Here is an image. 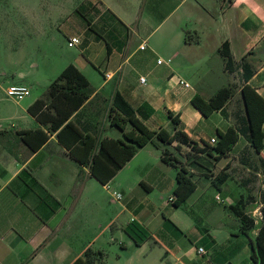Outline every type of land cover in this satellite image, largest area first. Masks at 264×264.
Instances as JSON below:
<instances>
[{"label": "crops", "instance_id": "0c3cea01", "mask_svg": "<svg viewBox=\"0 0 264 264\" xmlns=\"http://www.w3.org/2000/svg\"><path fill=\"white\" fill-rule=\"evenodd\" d=\"M43 2L48 10V0L40 3L34 0L33 5L40 9V13H35L33 5L11 0L7 13L8 37L13 45L5 53V67L0 63V74L8 75L10 81L5 87L0 83V87L4 93L9 84H23L29 91L19 99L0 97L1 101L11 102L0 113L4 114L3 119H8L4 125L0 124V264H70L82 255L86 246L102 251L101 258L91 264H254L247 237L237 232L236 218L226 208L243 189L231 172L234 157L241 162L244 158L241 150L247 148L241 136L224 155L215 160L203 158L214 172L225 167L231 174L219 188L202 176L204 168L189 164L196 185L180 205L186 208L199 205L200 222L206 225L207 217L221 204V212L217 210L214 216V221L221 222L219 235L206 226L207 233L214 238L206 247L198 241L202 235L193 223L180 238L167 231L160 232L163 218L176 209L166 201L175 184V168L160 159L159 150L164 146L145 142L101 184L89 174L87 166L66 153L55 131H46L27 106L42 96L49 81L67 63H72L90 87L89 96L69 116L83 131L121 136L106 116L107 104L117 91L149 128L171 130L167 114L170 111L178 116L188 136L197 142L200 139L208 142L210 136L216 137L217 130L236 124V104L241 105L239 91H232L225 100L224 113L213 110L202 115L190 103L193 95L207 98L225 85L218 81L226 71L218 51L221 40H227L234 61L242 57L250 64L252 73L248 83L264 98V0H68L67 3L56 0L52 5L60 17L54 32L61 34V44L67 51L56 53L51 65H45L48 73L42 75L46 85L41 83L45 87L32 92V84L39 82L34 78L38 62L28 47L35 41V50L41 52L42 61L48 52L44 53L43 48L50 40L49 15L46 11L43 18ZM193 11L197 16L190 29L198 33L186 36L188 25L185 24L193 18ZM157 29L160 30L157 38H164L163 50L160 42L150 40ZM72 35L78 40L68 45L66 40ZM180 54L181 59L185 58L184 65L177 59ZM195 55L201 58L200 68L194 67ZM203 57L206 58L202 60ZM158 58L160 62L156 61ZM47 60L48 57L43 64ZM139 76H143V81ZM179 79L187 84L179 83ZM36 127L47 136L36 149L29 151L16 130ZM261 129L259 155L264 159V119ZM142 153H147L151 160L141 162L135 174L136 183H115L120 197L114 198L111 191L110 196L112 201L120 200L118 209L115 215L102 217L106 210L102 197L107 194L108 183L114 181L123 165L137 161ZM22 167L29 168L36 180L60 202L47 217H42L43 207L34 192L16 178ZM249 179L245 176L241 180ZM138 184L145 190L156 187L157 198L153 200L148 194L140 193ZM135 189L137 196L132 195ZM185 212L191 217L187 209ZM226 215L233 220V227L226 221ZM118 216L122 217L119 221ZM130 220L145 228L150 237L134 244L124 231ZM180 220L187 223L181 216ZM112 225L117 228L114 235ZM107 228H111L109 233ZM114 244L117 246L110 248ZM197 246H202L204 252H198Z\"/></svg>", "mask_w": 264, "mask_h": 264}, {"label": "trees", "instance_id": "16d2710c", "mask_svg": "<svg viewBox=\"0 0 264 264\" xmlns=\"http://www.w3.org/2000/svg\"><path fill=\"white\" fill-rule=\"evenodd\" d=\"M218 51L227 71L239 69L238 91L242 110L236 115V124L228 125L222 131H216L213 143L201 139L197 142L192 139L181 128L178 116L171 114L170 111H167V114L171 130L165 127L149 128L136 115L135 109L117 91L112 94L107 104L106 116L109 122L119 129L121 136H100L97 132L83 131L69 116L89 96L90 87L86 77L72 63H67L49 81L42 96L35 98L27 106V110L45 125L46 131H55L56 139L64 146L66 153L81 165L87 166L89 174L101 184H105L135 152L137 147L145 142L151 141L156 145L164 146L159 150V157L163 162L175 168L173 199L170 204L178 206L196 185L193 177L194 172L189 169V164L204 168L205 170L201 172L202 176L209 179L215 188H219L226 178H231V174L224 169L225 167L214 172L203 158L209 157L210 160H215L224 155L239 136L247 143V152L257 154L264 176V159L259 155L263 136L261 123L264 119V98L248 83V78L252 73L250 64L242 57L237 62L232 59L226 39L221 40ZM231 92V84L223 85L207 98L197 94L193 95L190 103L202 115H207L213 110L224 113L223 104ZM16 133L27 145L29 151L36 149L47 136L40 127L16 130ZM165 145H169L171 149ZM212 152L215 154L213 155ZM241 153L243 157H247L245 149H242ZM243 159L241 162L245 163ZM16 178L27 189L34 192L38 203L43 207L42 217H47L59 206L60 202L36 180L29 168L22 167L16 173ZM243 181H238V185L243 187L242 191L236 200L228 204L226 208L236 218L237 232L247 237L251 249L250 259L254 264H264V189L262 191L259 188L263 205L260 208V218L255 221L254 217L246 211L247 204L252 203L253 199L250 198V190L244 187ZM187 212L192 217L195 216L188 209ZM166 223L168 227H174L164 217L160 232L168 229L163 228V224ZM197 223L198 221L195 227L202 235L198 241L206 247L210 246L214 242V238L207 233L206 226H198ZM124 231L132 238L134 244H139L150 237L147 230L133 220L125 225ZM175 231L181 233L179 229ZM169 233L178 235L173 231ZM101 256V250L86 246L82 255L75 258L70 264H91L93 261L99 260Z\"/></svg>", "mask_w": 264, "mask_h": 264}, {"label": "rangeland", "instance_id": "374dc122", "mask_svg": "<svg viewBox=\"0 0 264 264\" xmlns=\"http://www.w3.org/2000/svg\"><path fill=\"white\" fill-rule=\"evenodd\" d=\"M40 1L41 0H38L39 3H40ZM55 1L56 0H48V10H46V6L43 2V9H42L43 10V18L45 16L44 13L47 11V13L49 15V24H50V26H49V39H50L49 44L43 48L44 53H46L48 51L46 54H44V57H43V60L46 57H48L46 64H43V60L41 61V59H42L41 52H38L35 50V48L37 47V43L35 41H33L32 45L28 47V49L33 50L31 53L33 59H35L38 62V65L36 67L37 71L34 73V78H36L39 82L37 83L38 85L32 84V92H34L36 90L38 92H40L45 87V86H43V88H42L41 83H43V85H46V84H44V75H42V74L48 73V71H45V65H46V67H49L51 65L52 58L56 55V53L67 51V49H65L61 44V40H62V37L60 36L61 34L56 35V33L54 32L56 29V25L59 22V17H60L59 16L60 14L58 12H56L57 8L52 5V3ZM67 1L68 0H65V3H67ZM10 2H11V0H0V63L3 64L2 67H5V64L3 62L7 60L5 58V53L8 52L9 46L13 45V42L10 41V38L8 37V14L7 13L9 12V8L11 6ZM23 2L29 3V5L34 4V0H23ZM192 2H194V1H192ZM34 8H35V6L33 7V10L35 13H40L39 12L40 9L38 7L35 9ZM59 11H62V9L60 8ZM178 11H180V10H178ZM191 16L193 18L188 20L185 24V25H188L187 26L188 29L184 31V34L186 36L187 35L193 36L194 34L197 35V33H198V32L195 33L194 30L190 29L191 25H193L195 23L194 19H196L195 17L197 16L196 12L195 11L191 12ZM53 26H55V27L51 28ZM159 31L160 30L157 29L155 31V33L152 36H150V40L152 41L153 39H156L158 42H160V50H163L164 38L163 37L157 38ZM38 47H39V45H38ZM180 57H181V54L178 56L177 59H179ZM199 58L200 57L195 55L196 61H195L194 67L200 68V65L202 66V63L200 64V62H198ZM205 58L203 57L202 60H204ZM180 60H181L182 64L184 65L183 62L185 61V58L182 57V59L180 58ZM199 61H201V58L199 59ZM209 61L212 64V61H213L212 58ZM236 62H237V60H236ZM184 73H186V72H184ZM238 73H239L238 68L236 70L235 69L232 70L231 72L226 70L225 75H221L218 81H219V83H223L225 85L231 84L232 85V91L238 92V85H239V79H238L239 74ZM186 74H181V75H182V77H185ZM9 79L10 78L8 75H6V74L1 75L0 74V83L2 84L3 87H5V85L10 81ZM2 89L3 88L0 87V97L6 96L7 98H10L9 96L5 95V92L3 93ZM236 96H237V94H236ZM10 103L11 102H9V101H5V100L1 101L0 100V113H3V110L5 109V107H8ZM241 110H242V108H241L240 102H238V104H236V115L241 113ZM2 115H4V114H0V124L4 125L5 122L8 121V119H3ZM245 152L247 153V157H244V159H243L245 161V163L240 162L239 158L234 157L235 164L233 165L231 172L237 181L243 179L245 176L250 178L249 181L248 180L244 181V184H246V183L248 184V186L244 185V187L251 189L249 191V194H251L250 198H252L253 201H255V200L256 201L247 204L246 211L248 213H250L251 215H252V212H254L256 217H257L258 209L253 211L252 206L257 204L258 202H260V208L263 205L262 204V198L259 195L258 187L263 191V189H264V176L262 175V166L259 164L258 158L255 155V153H253V152L248 153L247 149H245ZM146 154L147 153H142L139 155L137 161H135V160L129 161L127 164L123 165L122 169L120 171H118L117 174L115 175V178L113 179L114 181H111L108 183L107 194L106 195L103 194V197H102V199L104 201L103 204L106 206L105 216H102V217H106V215H115V212L118 209V205H119L118 202H120V200L119 201H117V200L112 201L111 196H110V191L119 190V188L115 185V183L119 182V181H124L127 184H132V182L136 183L135 182V174H137L136 171L140 168L141 162H144V160H147V161L151 160L150 157L148 156V154L147 155ZM236 154H237V156H239L240 153H236ZM137 188L139 189L140 193L148 194V196L151 199L155 200L157 198L158 189L156 187H152L151 189L145 190L144 186L138 184ZM122 194H123V192H122ZM132 195L137 196L138 191L136 189L133 190ZM220 207H221V204H218L215 207V209L212 211V213L207 217L208 224L205 225L203 222H200V219H201L200 217L202 216V214L200 212L199 205L198 206L193 205L190 208H186L184 205L176 206L175 207L176 209H174L175 211L172 212V214H170V215L167 214L165 217L166 219L169 220V222H171L169 224H173L171 226H174L173 228H175V229L168 227L167 223L163 224V228H168V229H164L167 232L173 231L176 233L175 230L179 229L180 232L183 233L187 229H189V227L191 226L192 223L195 226L196 222L198 221V223H197L198 226H201V225L207 226L210 232H214L217 235H219L218 232H220L219 228L221 226V222L214 221L215 220L214 216L217 214V210L219 211ZM186 209H188L189 212L194 213V215L196 217L195 216L190 217L185 212ZM219 212H221V211H219ZM180 216L183 219L185 218V220H187V223L182 222L180 220ZM116 218L119 221L122 217L118 216ZM226 221L228 222L230 227H233V225H232L233 220L227 215H226ZM111 228H112V232L114 235V233L117 232V228H115L113 225ZM110 229L107 228L106 233H109ZM181 233H176V234H178V237H179ZM115 246H117V245L114 244L110 248H115Z\"/></svg>", "mask_w": 264, "mask_h": 264}, {"label": "built area", "instance_id": "2783aa9c", "mask_svg": "<svg viewBox=\"0 0 264 264\" xmlns=\"http://www.w3.org/2000/svg\"><path fill=\"white\" fill-rule=\"evenodd\" d=\"M77 40H78L77 36L72 35V36L68 37V39L66 40V43L68 45H71V44H74ZM139 47L142 48L143 47V44H139ZM156 61L157 62H160L161 59L158 58ZM106 74L107 73H105V75ZM139 79L141 81H143L144 78H143V76H139ZM178 82L179 83H183L185 85L187 84L182 79H179ZM28 91L29 90H28L27 86L26 85H23V84H9L5 88V94L7 96L11 97V98H14V99H19V98L23 97L24 95L28 94ZM214 141H215L214 136H210L208 138V142L213 143ZM111 194H112V196L114 198H119L120 197V193L118 191H116V190H112L111 191ZM216 198H217V196H216ZM172 199H173V194H170L169 196H167L166 201L167 202H170ZM255 201H253V202H255ZM252 207H253V211H255L256 209H258V211H257V217H256L255 213L252 212V216L254 217V220L256 221L257 219L260 218V202H258L257 204L253 205ZM196 250L198 252H204V248L202 246H197L196 247Z\"/></svg>", "mask_w": 264, "mask_h": 264}]
</instances>
